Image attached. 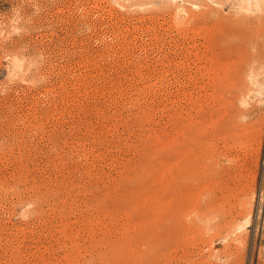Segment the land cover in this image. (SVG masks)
I'll return each mask as SVG.
<instances>
[{
    "label": "rangeland",
    "instance_id": "obj_1",
    "mask_svg": "<svg viewBox=\"0 0 264 264\" xmlns=\"http://www.w3.org/2000/svg\"><path fill=\"white\" fill-rule=\"evenodd\" d=\"M0 264H264V0H0Z\"/></svg>",
    "mask_w": 264,
    "mask_h": 264
}]
</instances>
